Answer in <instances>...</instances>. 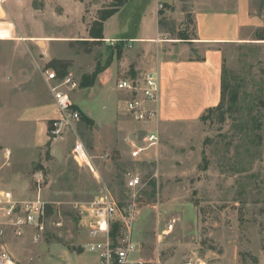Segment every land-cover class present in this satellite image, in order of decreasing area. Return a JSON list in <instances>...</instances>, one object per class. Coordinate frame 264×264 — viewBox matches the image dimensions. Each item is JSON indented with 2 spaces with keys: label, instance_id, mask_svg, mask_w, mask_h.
Listing matches in <instances>:
<instances>
[{
  "label": "rangeland",
  "instance_id": "1",
  "mask_svg": "<svg viewBox=\"0 0 264 264\" xmlns=\"http://www.w3.org/2000/svg\"><path fill=\"white\" fill-rule=\"evenodd\" d=\"M110 2L5 0V8L0 1V26L13 36L0 39V190L19 199L41 196L49 220L39 243L5 231L0 246L7 244L18 264H100L85 248L87 233L73 205L93 200L106 184L120 202H135V256L145 262L258 264L264 259V40L256 39L255 28L247 39L223 45L224 117L214 111L205 119L138 123L127 115L128 95L116 85L135 76L146 57L131 37L147 17L154 26L160 20L162 33L169 30L162 37L191 39L192 8L185 2L163 22L159 11L166 2L129 0L107 23L108 36L91 42L89 26ZM252 9L264 12V0H252ZM124 27L127 38L109 37ZM46 68L60 81L69 74L81 83L96 74L93 85L69 91L73 108L88 120L81 117L57 140L48 138L60 113L43 76ZM232 90L238 100L230 110ZM148 131L157 132V144L144 142ZM77 139L100 179L74 160ZM130 141L146 146L139 159L131 157ZM128 173L143 180L135 191L125 186ZM60 219L63 226L55 229L52 222Z\"/></svg>",
  "mask_w": 264,
  "mask_h": 264
},
{
  "label": "built area",
  "instance_id": "2",
  "mask_svg": "<svg viewBox=\"0 0 264 264\" xmlns=\"http://www.w3.org/2000/svg\"><path fill=\"white\" fill-rule=\"evenodd\" d=\"M43 76L60 113L58 118L53 119L48 133L49 140H57L81 119V112L73 108L69 92L78 89L80 82L69 74L64 75L60 81L52 68L44 69ZM116 85L128 95L124 99V106L133 121L148 124L158 120L160 93L155 72L122 77ZM143 140L149 146L155 145L158 143V134L148 131ZM129 145L134 159H139L142 151L147 149L145 145L133 141ZM72 156L78 165L88 166L96 178L100 179L82 140L75 141ZM142 185L143 180L139 174L128 173L125 186L129 191H135ZM73 206L81 229L87 233L85 248L97 255L100 264H159L147 263L135 256L139 250L133 237L135 202H120L112 190L102 184L100 194L93 200L75 202ZM48 221L47 202L41 196L19 199L11 190H0V236L6 231L7 237L30 238L33 243H39L47 236ZM52 224L55 229H60L63 221L60 219ZM0 264H18L17 257L7 244L0 246Z\"/></svg>",
  "mask_w": 264,
  "mask_h": 264
},
{
  "label": "crops",
  "instance_id": "3",
  "mask_svg": "<svg viewBox=\"0 0 264 264\" xmlns=\"http://www.w3.org/2000/svg\"><path fill=\"white\" fill-rule=\"evenodd\" d=\"M0 1L6 8L5 0ZM165 2L169 4H165L167 9L159 11L165 17L172 16L175 7L181 8L188 2L196 35L188 40L176 36L162 37L170 32L165 28L161 32L160 20L154 26L144 17L142 27L131 37L142 46L146 56L136 66L135 75L156 73L160 93L159 121L198 119L221 100L223 45L243 41L247 39L246 32L264 27V12L260 14L252 9V0H152L151 6ZM117 13L105 22V37L108 36L106 25ZM125 27L121 35L116 32L109 37L127 38L123 36L127 31ZM10 30L12 32V29L0 26V39L12 38ZM200 47L204 48L198 51V55H191ZM258 264H264V259H259Z\"/></svg>",
  "mask_w": 264,
  "mask_h": 264
},
{
  "label": "trees",
  "instance_id": "4",
  "mask_svg": "<svg viewBox=\"0 0 264 264\" xmlns=\"http://www.w3.org/2000/svg\"><path fill=\"white\" fill-rule=\"evenodd\" d=\"M129 0H111L110 4L107 6H104L103 8H100L98 10V15L95 20L92 21V23L89 26L88 34L89 38L91 39V42H99L102 39H104V30H105V22L110 19L112 16H114L123 6L127 4ZM165 6V3L162 4V7ZM256 39L258 40H264V27H260L256 29L255 32ZM194 36L196 35L193 34ZM183 36L185 39L190 38L189 34L186 32H183ZM226 68L225 64L223 62V69H222V89H221V100L217 106L210 107L206 110V114H202L201 118L205 119L208 114L213 113L214 111H221V114L223 117L225 116V100L227 96V81H226ZM96 80V74L93 73L91 75H86L82 82L80 83V86L86 87L93 85ZM230 99V105L228 109H232L236 101L238 100V92L236 90H232L229 96ZM227 110V109H226ZM82 118L85 120H88L85 115H81ZM53 122V120H52ZM254 262H258V259H254Z\"/></svg>",
  "mask_w": 264,
  "mask_h": 264
}]
</instances>
